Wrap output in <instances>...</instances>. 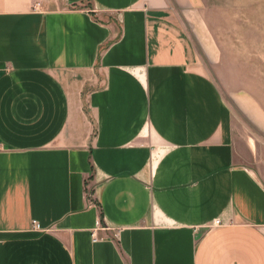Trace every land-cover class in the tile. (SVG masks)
<instances>
[{"label":"crops","instance_id":"crops-1","mask_svg":"<svg viewBox=\"0 0 264 264\" xmlns=\"http://www.w3.org/2000/svg\"><path fill=\"white\" fill-rule=\"evenodd\" d=\"M200 15L0 0V264H264V115L210 76Z\"/></svg>","mask_w":264,"mask_h":264},{"label":"rangeland","instance_id":"rangeland-1","mask_svg":"<svg viewBox=\"0 0 264 264\" xmlns=\"http://www.w3.org/2000/svg\"><path fill=\"white\" fill-rule=\"evenodd\" d=\"M199 8L198 41L210 76L238 116L241 108L264 115V0H199Z\"/></svg>","mask_w":264,"mask_h":264},{"label":"built area","instance_id":"built-area-1","mask_svg":"<svg viewBox=\"0 0 264 264\" xmlns=\"http://www.w3.org/2000/svg\"><path fill=\"white\" fill-rule=\"evenodd\" d=\"M0 148H1V146H0ZM102 224H103V223H102L101 220H98V221H97L96 228H95V230H93V232H92V240H93V242H97V241H98V231H99L100 229H104V226H103ZM219 224H221V223H220V220H216V221H214V225H219ZM33 229H34L35 231H38V232H39V231L44 232L43 228L41 227V224L38 223V222H36V221L33 222Z\"/></svg>","mask_w":264,"mask_h":264}]
</instances>
